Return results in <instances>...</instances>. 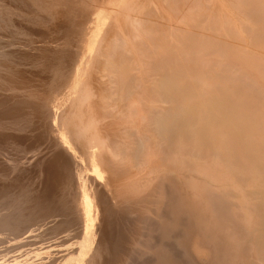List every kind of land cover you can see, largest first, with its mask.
Listing matches in <instances>:
<instances>
[{"label":"bare ground","instance_id":"bare-ground-1","mask_svg":"<svg viewBox=\"0 0 264 264\" xmlns=\"http://www.w3.org/2000/svg\"><path fill=\"white\" fill-rule=\"evenodd\" d=\"M188 1L0 0V264H264V16Z\"/></svg>","mask_w":264,"mask_h":264},{"label":"rangeland","instance_id":"rangeland-1","mask_svg":"<svg viewBox=\"0 0 264 264\" xmlns=\"http://www.w3.org/2000/svg\"><path fill=\"white\" fill-rule=\"evenodd\" d=\"M98 1H99V0H98ZM155 1H156V3H157L159 6L157 5V9L155 10V12H153V11H154L153 8H155V7H153L152 5H149L150 10H151V12H152V13H151L152 15L150 14V16H154L153 18H156V17L158 16V17L162 18L163 20H165L164 18L167 19L168 16L165 14V11H164V9H166V8H167V10H168V3L166 4L167 0H164V1H163V0H154V2H155ZM157 1H158V2H157ZM196 1H197V0H194V2H195V3H194L193 0H192V3H191L190 0H189L187 4H188V5H189V4H190V5H191V4H194V5H195V4H196ZM212 1H213V0H209V1L206 0V2L208 3L206 7H207L208 9H209L211 6H214V7H215V8H212V7L210 8V9H212V10L214 9V10H213L214 13H213V15H212V17H211V20H213L215 17L217 18V16H219V18H220V17H222V15H225L224 12L226 11V9H227L229 3L227 2V4H224V8H220V7H223V6H221L222 3H224V2L226 3V1H229V0H226V1H225V0H218V2L224 1V2H221V3H218L217 0H216V1L214 0V1H215V5L213 4L214 1H213V2H212ZM230 1H231V0H230ZM235 1H236V0H235ZM235 1H232V3L235 2ZM238 1H239V0H238ZM241 1H242V0H241ZM241 1H240V2H241ZM245 1L247 2V0H244V1L241 2L242 4H241V3H237V5H238V6H239V5H240V6L243 5L244 8H246V7H245V4L248 5V3H249L248 7H249L250 5H253V2H251V1L248 0V2L245 3ZM252 1H254V3H255V1H257L256 4L259 3V4L256 6V7L259 9V10L256 9V10H257V13L255 12L256 10L254 9V8H255L254 5L252 6V8L249 7L251 10L253 9L252 11H251L250 9H248V7H247V10L244 11V10H243V9H244L243 6H242V9H241L240 6H239L240 8H238V6H237V7L234 6V5H236V4L233 3V6L235 7V9H234L235 12H236V10H237L236 15H237V16L240 15V16H239V20L242 19V20H240V21H238V22H237V21H234L233 18L231 19L232 23H233V21H234L235 23L237 22L236 26L234 25L235 27L233 26V24H231V21L227 19V18H229L230 15H229V14H226V15H229V16H228V17H227V16H226V17L223 16V18H220V19L222 20V19H224V17H225V19H227L226 22H225V20H222V21H221L220 19L217 20V21H218V22H217L216 19H215V21H216L217 23H216V22H213V21H207V22L205 23L206 26H204V25H201V26H204V27L196 26L197 28H196L195 26L192 27L193 24H191V27H189V31H190V32H188L189 35H190V36H191V35H195V37H196V34H197V35H200V36L203 35V39L205 40V38H206L205 41L203 40L204 42H207V43H208V42H210V41H212V42L214 41L213 43H216V44H218V45H224V44H225V45H224V48L227 47L226 44H229V45H228L229 48H230V47H231V48H232V47L235 48V46H237V49L240 48L241 51H243V49H242V47H243L244 49L246 48V49H245V50H247L246 53L248 52V49H250L249 51L252 52L253 50H255V49H253L255 45H253V43L251 42L252 40H250V39L252 38L251 36H253V33H254V29H255V28H254V26H253L251 23H255V22H256L255 18L258 17V16L260 15V10H261V15L264 16V9H263V7L261 6V4L263 3L264 0H263V1H262V0H252ZM160 2H161L162 4H161ZM203 2H205V0H203ZM209 2H211L212 4L209 3ZM250 2H251V3H250ZM235 3H236V2H235ZM243 3H244V4H243ZM164 4H165V5H164ZM218 4H219V5H218ZM190 5H189V7H190ZM194 5H191V7L194 6ZM217 5H218V6H217ZM225 5H226V6H225ZM230 5H232V4H229V6H230ZM259 5H260L261 9L258 7ZM94 6H95V3H94ZM145 6H146V5H145ZM152 7H153V8H152ZM191 7H190V8H191ZM217 7H218V8H217ZM231 7H232V6H231ZM234 7H233V8H234ZM253 7H254V8H253ZM147 8H148V5H147ZM163 8H164V9H163ZM193 8H194V7H193ZM193 8H192V9H193ZM236 8H238V9H236ZM221 9L224 10V12H223V11L221 12ZM239 9H240V10H239ZM167 10H166V11H167ZM234 10H233V11H234ZM248 10H249V11H248ZM156 11H157V12H156ZM158 11H160V12H158ZM163 11H164V13H163ZM168 11H169V10H168ZM192 11H193V10H192ZM240 11H242V12H243V11H244V12H247V14H246L247 17L249 16V13H250V11H251V16H250V18H246L247 20H245V17H244L245 13H244V15H242L243 13H240ZM238 12H239V13H238ZM248 12H249V13H248ZM253 12H254V13H253ZM158 13H159L160 15H159ZM189 13H191V11H190ZM218 13H219V14H218ZM220 13H221V14H220ZM237 13H238V14H237ZM255 13H256V14H255ZM155 14H156V16H155ZM157 14H158V15H157ZM217 14H218V15H217ZM254 14H255V17H253ZM258 14H259V15H258ZM190 15H192V14H190ZM220 15H221V16H220ZM241 15H242V16H241ZM246 15H245V16H246ZM161 16H162V17H161ZM171 16H172V19L169 21V22L171 23L170 25H171L172 27H174L175 29H181V28H182V27H181L182 24L179 23V21H180V20L178 19V18L180 17L179 14H175V13H174V14H171ZM174 16H175L176 18H174ZM232 16H233V15H232ZM232 16H231V17H232ZM234 16H235V15H234ZM234 16H233V17H234ZM231 17H230V18H231ZM251 17L254 18V19H252ZM173 18H174V19H173ZM235 18H236V16H235ZM236 19H237V18H236ZM243 19H244V21H243ZM167 20H168V19H167ZM172 20H173V21H172ZM237 20H238V19H237ZM252 20H253V21H252ZM177 21H178V22H177ZM245 21H246V22H248V21L250 22V21H251V22L248 23V24H246V23L244 24L243 22H245ZM163 22H164V21H163ZM169 22H168V23H169ZM174 22H177V23L174 24ZM212 22H213V23H212ZM224 22H225V23L228 22L226 25H223V26H225V30H226L227 27H228L227 25L231 24V25L229 26L230 29H231V26H232V30H227V31H229V34H227V35L225 34L227 37L223 36L224 34L222 35V34H220L219 32L215 33V31L213 30L214 28H215V29L218 28L219 25H217V24H221V23L224 24ZM229 22H230V23H229ZM211 23H212V24H211ZM214 23H216V25H215ZM241 23H242V24H241ZM213 24H214L215 26H214ZM222 24H221L220 26H222ZM249 24H251V25H249ZM208 25H209V28H210V29L207 27ZM210 25H211V26H210ZM241 25H244V27L242 26V27H243V28H242ZM245 25H246V26H245ZM247 25H248V26H247ZM216 26H217V27H216ZM223 26H222V27H223ZM226 26H227V27H226ZM190 28H191V29H190ZM200 28H201V29H200ZM207 28H208V29H207ZM223 28H224V27H223ZM241 28L243 29V32H244V33L241 31V30H242ZM252 28H254V29H252ZM196 29H197V30H196ZM251 29H252V30H251ZM211 30H213L214 32H212ZM238 30H239V31H238ZM247 30H248V31H247ZM250 30H251V32H250ZM209 31H211V32L209 33ZM240 31H241L242 33H241ZM245 31H247V32H245ZM212 33H213V34H212ZM240 33H241L242 35H240ZM236 34L239 35L237 38L235 37V36H237ZM248 34H249V35H248ZM251 34H252V35H251ZM205 35H206L207 37H206ZM214 35H215V36H214ZM228 35H229V36L232 35V36H230L231 38L228 37ZM234 35H235V36H234ZM220 36H221V37H220ZM245 36H246V37H245ZM211 37H213V38H211ZM222 37H223V38L225 37V38L222 39ZM232 37H233V38H232ZM234 37H235V39H234ZM239 37H241V38H239ZM243 37H245V38H243ZM242 38H243V39H242ZM208 39H209V40H208ZM232 39H233V40H232ZM247 39L250 40V41H247ZM207 40H208V41H207ZM237 40H238V41H237ZM240 40H241V41H240ZM243 40H244V41H243ZM245 40H246L247 42H245ZM235 41H236V42H235ZM219 42H220V43H219ZM225 42H227V43H225ZM250 42H251V43H250ZM221 43H224V44H221ZM231 43H232V44H231ZM243 43H244V44H243ZM245 43H246V44H245ZM248 43H249V44H248ZM216 44H215V45H216ZM230 44H231V46H230ZM237 44H238V45H237ZM240 44H241V45H240ZM251 44H252L253 46H250ZM233 45H234V46H233ZM242 45H243V46H242ZM244 45H245V46H244ZM225 46H226V47H225ZM239 46H240V47H239ZM249 46H250L251 48H250ZM221 48H223V47H221ZM260 48H261V47H260ZM260 48H257V47H256L257 52H256V51H253V52H255L254 54H257V55H260V54L262 53V55H263V57H264V51L262 52L263 49H260ZM218 49H220V48H218ZM259 49H260V50H259ZM224 50H225V49H224ZM226 50H228V49L226 48ZM245 50L243 51V53H245ZM258 51H259V52H258ZM251 52H249V53H251ZM253 52H252V53H253ZM214 53H215V52H214V49H213V53H211V57H210V56L208 57V55H210V54H208V53H203V52H202V53L200 54V56H199V57H200V60H198V61H200V64L203 65V67H205V68H206V67H212V68H214L215 70L219 71V70H221V68H222L223 66H226V62L223 60L222 56H220L219 54H217V55H219V57H218L217 55L215 56L216 53H215V54H214ZM259 53H260V54H259ZM262 55H261V56H262ZM202 58H203V59H202ZM206 58H208V59H206ZM195 59H196V58H193V61H194V62H195ZM219 59H220V60H219ZM203 61H204V63H203ZM205 62H207V63H205ZM198 63H199V62H198ZM217 63H218V64H217ZM221 64H222V65H221ZM232 64H233V63H231V65H232ZM213 65H214V66H213ZM231 65H230V67H227V66H226V70H227V71H226V74H227L230 78H235V77H237V76H243V70L245 69L244 67H242V69H241L240 64H236V63H234V64L232 65V67H231ZM237 65H238V66H237ZM219 66H221V67L218 68ZM236 66H237V67H236ZM242 66H243V65H242ZM212 68H209V69H212ZM229 68H230V69H229ZM207 69H208V68H207ZM218 69H219V70H218ZM222 69H223V68H222ZM230 70H232V72H230ZM238 71H239V73H238ZM240 71H241V72H240ZM244 71H245V70H244ZM232 76H233V77H232ZM263 79H264V78H263ZM263 79H261V80H263ZM261 80H260V81L257 80V81H259L257 87H259V88L261 87V89H262V88L264 89V86H263V85H264V80H263V82H262ZM214 83H215V82H214ZM243 84H244V83H243ZM99 86H100V85H96V87H99ZM262 86H263V87H262ZM244 87H245V86L241 85L239 88L242 89V88H244ZM263 89H262V90H263ZM263 93H264V90H263ZM142 102H143V103H142ZM144 103H145V101H144V99H142V100L140 101V104H142V106H143V105L145 106ZM100 105H102L101 107L103 108V105H104V104H103V101L100 103ZM142 106L140 105V107H142ZM142 109H145V108L142 107ZM263 110H264V109H263ZM107 112H108V113L110 112L109 114H110L111 116L114 115V112H113L112 110H107ZM263 113H264V112H263ZM110 120H112V118L107 119L106 122H110ZM112 121H113V120H112Z\"/></svg>","mask_w":264,"mask_h":264}]
</instances>
